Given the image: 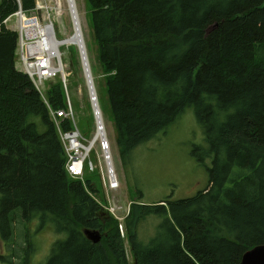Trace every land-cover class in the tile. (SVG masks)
Listing matches in <instances>:
<instances>
[{
	"label": "trees",
	"instance_id": "trees-1",
	"mask_svg": "<svg viewBox=\"0 0 264 264\" xmlns=\"http://www.w3.org/2000/svg\"><path fill=\"white\" fill-rule=\"evenodd\" d=\"M20 1L21 9L33 7V0ZM86 3L96 57L110 74L104 95L119 159L126 163L193 108L207 149L191 155L211 160L208 184L193 197L132 207L133 264H239L264 245V0ZM16 8L15 0H0V236L9 240L17 219L38 220L64 235L44 264H128L118 224L102 210L95 186L65 174L48 111L67 109L61 82L48 83L41 98L15 67L18 36L2 22ZM69 122H59L62 131L72 129ZM149 216L160 223L143 244L136 225ZM85 229L105 235L93 244Z\"/></svg>",
	"mask_w": 264,
	"mask_h": 264
},
{
	"label": "rangeland",
	"instance_id": "rangeland-1",
	"mask_svg": "<svg viewBox=\"0 0 264 264\" xmlns=\"http://www.w3.org/2000/svg\"><path fill=\"white\" fill-rule=\"evenodd\" d=\"M84 5L87 6L86 0H75L77 20L80 23L83 45L86 49L85 57L98 100V109L104 128L103 134H105L115 173L116 188L110 189L108 185L110 177L106 173L108 167L106 161L103 160L104 152L100 147L102 143L96 141L93 145L96 122L76 45H61L60 48L56 46L60 55L62 73L51 82H61L63 97L70 104L73 122L81 137V143L91 148L88 151L89 155L83 160L88 165V171L85 169L82 177L76 180L84 183L85 176L95 186L98 191L95 198L99 204L101 203L102 210L109 214L108 219L111 217L118 224L126 262L133 264L128 241L129 231L132 229L129 223L132 221L130 216L132 207L137 204L155 205L159 203L162 205L164 203L160 202L166 199L182 200L193 197L195 193L205 189L208 184L207 167H210L211 160L205 158L202 163H198L191 155L196 147L203 151L207 149L201 127L194 117L193 108H187L164 133L136 147L130 153L126 163L119 159L114 124L110 121L106 95H104L105 81L109 79L110 74L103 70L96 57L97 44H95L93 29L88 19L90 9ZM20 9L17 11L18 15L15 16L17 13L15 12L8 16L3 26L5 31L6 28H10L18 36L15 67L22 71L24 65L20 60L18 46L21 40L17 25L21 16L23 20L24 16L30 18L27 22L34 19L42 28L48 24L52 25L58 44L71 39L74 34L66 0H33L31 10L21 9L20 11ZM29 78L32 83H35L34 88L42 98L48 83L51 82L47 80L39 82L37 77ZM48 111L58 134L61 130L59 120L54 117L52 111ZM61 144L67 160L66 146ZM17 220L11 227L12 235L9 240L0 236V264H44L51 245L57 240H62L64 235L51 233L50 224H45L40 228L38 220H30L26 224ZM159 221V218L149 216L138 222L135 230L137 239L147 244L155 236ZM98 232L101 236L105 235V232L100 230ZM25 238L30 244L26 262H24L25 255L22 253L25 248ZM32 248L33 251H31Z\"/></svg>",
	"mask_w": 264,
	"mask_h": 264
},
{
	"label": "bare ground",
	"instance_id": "bare-ground-1",
	"mask_svg": "<svg viewBox=\"0 0 264 264\" xmlns=\"http://www.w3.org/2000/svg\"><path fill=\"white\" fill-rule=\"evenodd\" d=\"M15 3H17V0H15ZM66 3H67V7L69 8V12H70V16H71L70 20L72 21V27H73L72 33L74 34L71 39L66 40V41L58 44V41L55 38V33H53L54 30H53L52 25H51V27H50V25L49 26L46 25L45 27L42 28L41 26L38 25V23L36 21H32L30 23L23 22V19L21 16L20 19L17 21L21 43L27 45L24 47H26L28 53L31 54L32 56L48 57V59H51V60L52 59L57 60V57L60 56L56 46L58 48H60L61 45L65 46V45L74 44V45H76L77 51H79V53L83 54V56L81 55L82 57H80V56L78 57L80 60V63H82L81 64L82 71L90 74L87 58L85 57L86 56V49H85V46L83 45L84 41L82 38V34L80 32L81 31L80 23L77 20V18H78L77 17L78 16L77 10H76V7L74 6L75 0H66ZM20 11H21V9H20ZM18 14H19V12H17L15 14V16ZM5 21H6V19L2 23L4 24ZM47 33H49V34H47ZM90 79L92 82L91 75H90ZM88 80H89V78H88ZM85 82H86V80H85ZM91 82L90 81L87 82L86 86L88 88H91V92H93L94 87H93V83H91ZM88 88H87V90H88ZM95 95H96V93H95ZM92 104L94 106L93 109L95 110V120L94 121L96 122V133H94L95 135L93 137V145L96 141H100V143H102L100 147H101V150L104 152L103 160L108 162V166L110 169L109 177L113 179V177H115V173L113 172V165L111 162V155L109 152V147H107L108 144H107L106 139H105V134H103L104 128H103V124L101 121L102 117H101L100 111L98 109L99 106H98L97 96H95V99H93ZM83 149L85 150V151L83 150V153L85 155L89 154L88 151L91 150V148H87L86 146H84Z\"/></svg>",
	"mask_w": 264,
	"mask_h": 264
},
{
	"label": "built area",
	"instance_id": "built-area-1",
	"mask_svg": "<svg viewBox=\"0 0 264 264\" xmlns=\"http://www.w3.org/2000/svg\"><path fill=\"white\" fill-rule=\"evenodd\" d=\"M18 9L21 8L20 0H17ZM49 26V25H48ZM27 46L23 43H20L18 48H20V55L21 59L24 65V73H26L29 77H37L39 82H42V80H49L55 77L57 74V69L55 68L56 59H48V57H38V56H32L28 53L26 47ZM57 66V64H56ZM59 66H57L58 68ZM35 86V83H34ZM70 109V108H69ZM67 109V111H58L53 113L54 117H58L62 120H72V113L71 110ZM61 142L66 146V164H65V172L68 174V176L72 179H78L82 177V172L84 170V158L88 154L83 153V146L80 142L81 137L78 135V131L74 130L71 132H61L58 133ZM85 151V150H84ZM106 165L108 167V171L106 172L109 175V166L108 162H106ZM88 167V165H87ZM115 177L110 178L109 182V188L114 189L117 187ZM114 184V186L112 185Z\"/></svg>",
	"mask_w": 264,
	"mask_h": 264
},
{
	"label": "water",
	"instance_id": "water-1",
	"mask_svg": "<svg viewBox=\"0 0 264 264\" xmlns=\"http://www.w3.org/2000/svg\"><path fill=\"white\" fill-rule=\"evenodd\" d=\"M81 55L83 56V54L79 53V51H78V56L82 57ZM81 64L82 63H80V65ZM81 68H82V66H81ZM83 74H84V79L86 80L85 83L87 84V82H89V81L91 82L90 74L86 73V72H83ZM88 78H89V80H88ZM88 94H89L88 96L90 98L91 109L93 110V113L95 115V110L93 109L94 106L92 104L93 99H95V96H94L95 92L94 91L91 92V88H88ZM83 234L85 235L84 237L87 238L93 244L98 243L101 239L100 233L98 231H95V230L85 229L83 231ZM239 264H264V245L256 246V247L246 251L241 256V261Z\"/></svg>",
	"mask_w": 264,
	"mask_h": 264
}]
</instances>
